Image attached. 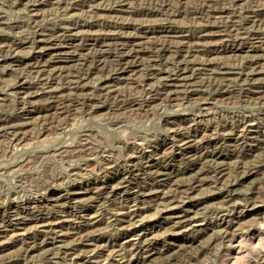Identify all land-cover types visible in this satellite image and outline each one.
<instances>
[{"label": "rangeland", "instance_id": "rangeland-1", "mask_svg": "<svg viewBox=\"0 0 264 264\" xmlns=\"http://www.w3.org/2000/svg\"><path fill=\"white\" fill-rule=\"evenodd\" d=\"M109 1L0 0V264H264V169L243 178L264 164V0ZM152 32L183 52L159 44L128 73L73 77L82 55L112 42L146 47L133 38ZM56 37L64 42L43 41ZM63 52L74 61H59ZM83 138L92 151L76 152ZM209 154L226 156L223 175L202 171ZM126 168L136 173L127 187L90 199ZM157 172L171 185L156 186ZM196 178L195 189L173 185ZM79 189L92 190L67 195ZM170 190L174 203L162 205ZM41 217L57 225L38 227Z\"/></svg>", "mask_w": 264, "mask_h": 264}, {"label": "bare ground", "instance_id": "bare-ground-1", "mask_svg": "<svg viewBox=\"0 0 264 264\" xmlns=\"http://www.w3.org/2000/svg\"><path fill=\"white\" fill-rule=\"evenodd\" d=\"M102 3V2H101ZM107 3V2H106ZM109 4H111V5H116V6H124V7H126L127 8V6H128V3H127V0H110L109 2H108ZM197 9V8H196ZM124 12H129V10H123ZM205 12V11H204ZM250 12V11H249ZM222 13V12H221ZM257 14V13H256ZM130 16V15H129ZM253 16V15H252ZM254 18H256V17H258L257 15H254L253 16ZM253 17H252V19H253ZM219 20H220V23L221 24H223V25H230V23H234L233 22V19L232 18H229V17H226V16H220L219 18H218ZM218 20V21H219ZM207 24V23H206ZM238 24V23H237ZM166 26V25H165ZM67 31H70L69 29H67ZM66 31V32H67ZM64 33V32H63ZM62 33V35H65V33L63 34ZM72 33H70V35H71ZM149 34H154L153 32L152 33H147V34H145V35H143V36H136L135 38H133V40H135V41H137V40H144V39H148L149 41H148V45L146 46V47H144L143 45H145V43L144 42H136L134 45H137L138 47H135V48H133V49H131L130 50V52H126V49L128 48L127 47V45L128 44H125V43H120V42H117V43H113L112 42V44L111 43H109V44H102L101 45V47H100V49H97V51L94 53L93 51H91V52H93L94 54H92L91 53V55H82L81 57H79L78 59H79V61H80V63L77 65V66H75L76 68H78L77 70H75L74 69V71H76V73L78 74V75H73V77H75L76 79H78V80H82L83 78H85V77H83V76H90V75H92L93 74V70L94 69H96V70H98V69H102V70H104V69H107L106 67H108V66H110L111 68L113 67V66H115V69H116V71L118 72L119 70L120 71H123L124 73L125 72H129V71H132V70H130V68H132V67H136V66H142L143 64H141V62L143 61V58H142V56H140V55H145L146 53H149V52H151L152 51V49L154 48V47H156V45H161L160 47H161V51L163 52V53H165V52H174L175 54H180L181 52H183V47H181V46H178V47H176V46H172L171 44H169V42H172V41H169V40H163V42L161 41V43H156V42H154V40L152 41V36H150ZM217 34V33H216ZM67 35V34H66ZM70 35H69V37H70ZM172 35V34H171ZM64 38H66L65 36H63ZM156 37V36H155ZM127 38V37H126ZM61 39H63V38H61ZM60 38H58L57 39V37L56 38H54V40L53 39H51V40H43V41H46V42H51V43H53V41H55V42H61V41H63L64 42V39L63 40H61ZM114 40V39H119V38H109V40ZM71 40V39H70ZM108 40V39H107ZM159 40H161V39H159ZM174 40V39H173ZM134 41V42H135ZM124 42V41H123ZM133 42V41H132ZM56 44H58V48L59 49H64V48H62L63 46H61V44H59V43H56ZM56 44H54V45H56ZM64 45V44H63ZM47 47V46H46ZM65 47V46H64ZM55 48V47H54ZM172 48H176L175 50L173 49L172 50ZM45 49V48H44ZM47 50H51L50 49V47L49 48H47ZM129 51V50H128ZM88 54V53H87ZM70 55V56H69ZM135 57L136 59L135 60H129V58L130 57ZM140 56V57H139ZM110 57H114L115 59H110ZM5 58V57H4ZM7 58V57H6ZM5 58V59H6ZM56 58H59L60 60L59 61H66V63L67 62H71V61H74L72 58V56H71V54H68V53H65V52H63V53H60V54H58V56L56 57ZM47 62V61H46ZM56 62H57V60H56ZM50 63V64H49ZM253 63V62H252ZM258 62H256V64H257ZM36 64V65H35ZM29 63V64H27V65H29V69L30 68H34V67H50L51 66V62H48V64H44V65H42V66H40V64L39 63ZM56 64V63H55ZM77 64V63H76ZM101 64H103V66H102V68H99L100 66H101ZM55 67H57V66H55ZM65 67V66H64ZM54 68V67H53ZM151 68H154L153 66H150V67H148V68H146V71H147V73H151L152 71L154 72V70L153 69H151ZM255 68V67H254ZM53 70V69H52ZM61 69H59V71H60ZM183 70V68H181L178 72H176L177 74V78H180V76L183 74H181L180 72ZM185 70V69H184ZM183 70V71H184ZM186 70H187V68H186ZM185 70V71H186ZM262 70L264 71V67H262ZM44 71H46V70H39V71H37V73H40V72H44ZM63 71H65V69H63ZM69 71V70H68ZM182 71V72H183ZM55 72H57V71H55ZM145 72V71H144ZM157 73V72H156ZM213 73V72H212ZM216 73L217 74H219V75H229V73H227V72H215V75H216ZM254 73H256V74H259V73H262L261 72V69H259V72H256V70L254 69ZM45 74H46V72H45ZM63 74V73H62ZM110 74H113L112 73V71L110 72ZM134 74V73H133ZM152 74V73H151ZM155 74V73H154ZM56 75V74H55ZM68 75V73L65 75V76H67ZM136 75V74H135ZM134 75V76H135ZM156 75V74H155ZM158 75V74H157ZM159 75H160V73H159ZM40 76H43V75H40ZM131 76V75H130ZM151 76V75H150ZM183 76V75H182ZM252 76H254V75H252ZM126 77H128V76H126ZM152 77V76H151ZM158 77V76H157ZM129 78V77H128ZM131 78V77H130ZM153 78V77H152ZM227 78V77H226ZM67 79V78H66ZM124 79V78H123ZM135 79V77L133 78H131V80L133 81ZM224 79V78H223ZM231 79V78H230ZM253 79V78H252ZM177 80H180V79H177ZM105 81H107V80H104V82ZM78 82V81H77ZM191 85V84H190ZM112 86V85H111ZM175 86V85H174ZM192 86V85H191ZM226 86V85H225ZM110 87V86H109ZM227 88V87H226ZM108 89V88H107ZM228 90V89H227ZM113 91H115V90H112L111 92H113ZM197 91V90H196ZM201 91V90H200ZM198 92V91H197ZM226 92H228V91H224V93H226ZM231 92V91H230ZM172 93V92H171ZM173 93H175V92H173ZM117 94V93H116ZM120 94V93H119ZM38 95V94H37ZM32 96H34V95H32ZM58 97V96H57ZM54 98V100H52V102H51V104L52 103H57V102H59L57 99H56V97L54 96L53 97ZM115 98V97H114ZM2 98H0V100H1ZM3 100V99H2ZM64 100V99H63ZM123 100V99H122ZM63 102H65V101H63ZM130 102V101H129ZM60 104H63V103H60ZM65 105V104H64ZM202 115V114H201ZM57 120V119H56ZM21 123V122H20ZM26 124H22L21 126H25ZM207 128V127H206ZM1 132V131H0ZM5 133V132H4ZM7 134H9V131L8 132H6ZM182 133V132H181ZM184 133V132H183ZM11 134V133H10ZM184 135V134H183ZM16 136V135H15ZM83 140L85 141V143H82V144H80L81 145V149H79L78 151H76V152H80V153H85V152H88V151H90L93 147V143L91 142V140L89 139H85V138H83ZM188 144H190V142L188 141V142H185L184 143V145H188ZM192 146L193 145H191V146H187L186 147V149H190V148H192ZM76 149V148H75ZM184 150V149H183ZM92 151V150H91ZM72 152V151H71ZM204 152V151H203ZM67 154H68V152H66ZM65 153V154H66ZM211 154V153H210ZM209 154V155H210ZM63 155V154H62ZM75 155V154H74ZM184 155V154H183ZM200 156V155H199ZM210 157H212V161H213V166H211L210 167V169H206V170H202V171H204V172H211V173H215L218 177H219V175H223V173L225 172V170H226V168H225V165H226V163L225 162H222V161H220V160H226L225 158H226V156H224V155H218V154H215V155H210ZM86 158V157H85ZM211 159V158H210ZM256 159V158H255ZM197 160H198V158H197ZM206 161V160H205ZM204 162V161H203ZM242 163V162H241ZM203 165V164H202ZM210 166V165H209ZM152 167H154V165L152 166ZM240 167V166H239ZM242 167H243V165H242ZM144 168V167H143ZM151 168V167H150ZM246 168V171L243 173V178H247V177H249L250 175H252V174H256V173H258L259 172V170H261V169H264V164H262V163H256V164H251V165H249V166H247V167H245ZM127 169V168H126ZM138 172H141V171H143L144 169H136ZM25 171V170H24ZM144 172V171H143ZM148 172V171H147ZM146 172V173H147ZM154 173V172H153ZM172 173V172H171ZM200 173V172H199ZM99 174V173H98ZM142 174V173H141ZM140 174V175H141ZM156 174H158V175H156L155 176V182L154 183H156V186H163V187H165V186H169V185H171V183H172V181H173V176H172V174H170V173H167V172H162V173H160V172H157ZM118 177L115 179V185H112V184H114V183H109V182H106V184L105 185H103L102 186V188L99 190V192L97 191V193H96V195H97V197H93V198H90V199H94V200H97V199H99L101 196H103V195H105V194H108V196L107 197H109L111 194H115L117 191H119L120 189H123V188H125V187H127V185H126V183H128L129 182V179L132 177V176H134L135 175V177H136V173L134 172V170H130V169H127V170H123V171H121V172H119L118 174ZM203 175V174H202ZM116 176V175H115ZM163 176H168V178H165L164 179V177ZM201 177V176H200ZM177 178V177H176ZM202 178V177H201ZM200 178V179H201ZM152 179V178H151ZM154 179V178H153ZM237 179V178H236ZM202 180H203V178H202ZM178 181H179V179H178ZM178 181H175V182H173V185H175V186H177V187H180V186H183V185H188L189 186V188L190 189H193L194 187H196L197 186V183L198 182H200V180H199V178H196L195 180H193V181H189L188 182V184H183L181 181V183L180 182H178ZM236 181V180H235ZM200 183H202V182H200ZM199 184V183H198ZM233 184V183H232ZM238 184V183H237ZM147 186V185H146ZM153 186V185H152ZM155 186V185H154ZM200 186V185H199ZM145 187V186H144ZM148 188V187H147ZM151 189V188H150ZM195 189V188H194ZM80 190V189H79ZM84 190V189H83ZM90 190H92V189H90ZM90 190H88V189H85V191L83 192V191H77V192H75V191H72L71 193H68L67 195H69V196H73V195H85L86 193H90L91 191ZM137 190V189H136ZM158 189H156V191H157ZM175 190H176V188H175ZM175 190H170V192L168 191L167 193H165L164 195V198H163V200L165 201L164 202V204L163 203H161L162 205H165V203H174L172 200H170V198L171 197H173L174 196V193H173V195H170V193L171 192H175ZM142 191V190H141ZM151 191V190H150ZM179 191V190H178ZM93 192V191H92ZM138 193H140V190L139 191H137V194ZM163 193H164V191H163ZM141 194V193H140ZM172 194V193H171ZM233 195V193H232V190H230L229 191V193H228V197H231ZM142 196V195H141ZM67 197V196H66ZM65 196H62V198H65V199H70V197H68V198H66ZM62 198H59V199H62ZM105 198V197H104ZM72 199V198H71ZM149 200V199H148ZM231 200V199H230ZM230 200H227V202L228 201H230ZM47 203V202H46ZM66 204V203H65ZM57 205H58V203H57ZM63 205V204H62ZM62 205H60V206H62ZM59 206V205H58ZM161 206V205H160ZM167 206V205H166ZM169 209V208H168ZM185 211V210H184ZM183 211V212H184ZM186 211H190V210H186ZM52 212V211H51ZM52 214V213H51ZM55 214V213H54ZM60 214V213H59ZM9 215V214H8ZM47 215V214H46ZM186 215V214H185ZM12 217H10L9 216V218H11V221H12V219H15V220H17V219H20V218H16L18 215L16 214V215H11ZM22 216V215H21ZM50 216V215H49ZM55 216V215H54ZM130 217V216H129ZM184 217H187V216H184ZM49 218H53V216H51V217H49ZM25 219V218H24ZM34 219V218H33ZM47 220V219H46ZM179 220V219H178ZM189 219H186V220H180V221H177V223L178 224H176L177 226H182V227H184L183 226V223L184 222H186V221H188ZM22 221V220H21ZM33 221V220H32ZM173 222H174V220H172ZM55 222H56V220H55ZM53 223V222H47L46 223V221L41 217V218H39V219H37L36 220V224H37V226L38 227H45V226H56L57 224L56 223ZM12 223V222H11ZM9 224V223H8ZM59 225V224H58ZM133 225V224H132ZM23 226V225H22ZM26 229V228H25ZM29 229V228H28ZM36 229V228H35ZM7 230V229H6ZM54 230V229H53ZM56 230V229H55ZM150 231V230H149ZM198 231V230H197ZM200 231V230H199ZM228 231V230H227ZM151 232V231H150ZM1 233V232H0ZM14 233V232H13ZM16 233V232H15ZM55 233V232H54ZM59 233H61V232H59ZM154 233V232H153ZM57 234V233H56ZM77 234V233H76ZM16 235V234H15ZM136 235V234H135ZM134 235V236H135ZM138 235V234H137ZM194 235V234H193ZM22 236V235H21ZM1 237V236H0ZM3 237V236H2ZM56 237H60V236H58V234H57V236ZM136 237V236H135ZM144 237H148V234H147V232L146 231H144V233H141V234H139L138 235V238H133V239H131V240H141L142 238H144ZM21 239V238H20ZM54 239V238H53ZM55 239H57V238H55ZM94 239V237L91 235V233L89 234V233H87V234H84L83 236H80V241L79 242H81V244H83V245H90L89 243L92 241ZM145 239V238H144ZM143 239V240H144ZM146 240V239H145ZM45 242V241H44ZM43 242V243H44ZM56 242V241H55ZM134 242V241H133ZM138 242V241H137ZM143 242V241H142ZM145 242V241H144ZM130 243H132V241L130 242ZM44 244H46L45 246H49L48 244H50L49 242H47V240H46V242L44 243ZM95 244V243H94ZM144 244V243H143ZM32 245V244H31ZM51 245H54V243H51ZM139 245V244H138ZM147 245H149V247H152L153 246V240H148L147 241ZM32 248V247H31ZM62 248V246H53L52 248H51V250H48L47 252L49 253L50 252V254H51V252H55V250H59V249H61ZM144 248V247H143ZM34 249V248H33ZM50 249V248H49ZM71 249V248H70ZM85 250V249H84ZM89 250V249H88ZM152 250V249H151ZM92 251V250H91ZM47 252H46V255H47ZM99 252H101V251H99ZM55 253H58V252H55ZM54 253V254H55ZM76 254V253H75ZM84 254V253H83ZM100 254V253H99ZM52 255V254H51ZM98 255V254H97ZM183 255V254H182ZM49 256V255H48ZM78 256V255H77ZM94 258V257H93ZM92 258V259H93ZM77 262V261H76Z\"/></svg>", "mask_w": 264, "mask_h": 264}]
</instances>
